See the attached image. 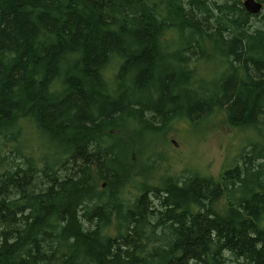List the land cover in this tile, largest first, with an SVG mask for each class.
<instances>
[{"label":"trees","instance_id":"obj_1","mask_svg":"<svg viewBox=\"0 0 264 264\" xmlns=\"http://www.w3.org/2000/svg\"><path fill=\"white\" fill-rule=\"evenodd\" d=\"M215 61L210 84L200 70ZM217 117L264 129V11L242 0H0V145L23 161L0 172V264H264V146L216 182L152 187L128 161L146 131ZM26 121L63 152L30 151Z\"/></svg>","mask_w":264,"mask_h":264},{"label":"rangeland","instance_id":"obj_2","mask_svg":"<svg viewBox=\"0 0 264 264\" xmlns=\"http://www.w3.org/2000/svg\"><path fill=\"white\" fill-rule=\"evenodd\" d=\"M169 39L172 45H179L174 43V34H169ZM217 61L209 62L206 64L207 67L200 70L205 73L207 83L213 84L219 80L222 71ZM30 122L23 123L25 127L22 133L34 145L30 146L34 148L30 151H35L36 156L49 159L58 157L63 152V146L48 144L47 138L37 134L33 123ZM164 128L165 133L158 134L159 132L149 130L146 134L136 136L134 144L137 146H134V149H137L141 155L132 152L128 157V161L134 166L132 172L145 175L149 172L145 182L152 187L161 188L164 180L186 179L193 175L211 177L216 182L225 170L235 165L236 159L243 150H250L249 146L253 144L264 146V129L257 132L252 129L231 127L218 117L214 120L207 118L194 123L173 120L164 124ZM15 147L12 142H6L5 147L0 145V155L4 158L0 172L23 162L14 153ZM143 181V178L139 177L134 182H130L126 188V197L131 198L135 183ZM98 184L101 185L102 182Z\"/></svg>","mask_w":264,"mask_h":264},{"label":"water","instance_id":"obj_3","mask_svg":"<svg viewBox=\"0 0 264 264\" xmlns=\"http://www.w3.org/2000/svg\"><path fill=\"white\" fill-rule=\"evenodd\" d=\"M243 7L248 14L258 15L262 12L263 6L262 4L256 2L255 0H244ZM174 146H176L175 143H174Z\"/></svg>","mask_w":264,"mask_h":264},{"label":"flooded vegetation","instance_id":"obj_4","mask_svg":"<svg viewBox=\"0 0 264 264\" xmlns=\"http://www.w3.org/2000/svg\"><path fill=\"white\" fill-rule=\"evenodd\" d=\"M255 1H257V0H255ZM259 3V2H258ZM242 4H243V1H242ZM263 7H264V5H263ZM261 14V13H260ZM255 16H257V15H255Z\"/></svg>","mask_w":264,"mask_h":264}]
</instances>
